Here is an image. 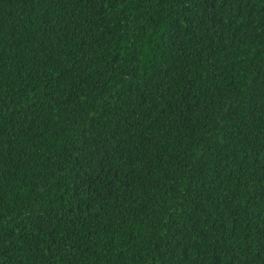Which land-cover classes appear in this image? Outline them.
I'll use <instances>...</instances> for the list:
<instances>
[{
  "label": "trees",
  "instance_id": "16d2710c",
  "mask_svg": "<svg viewBox=\"0 0 264 264\" xmlns=\"http://www.w3.org/2000/svg\"><path fill=\"white\" fill-rule=\"evenodd\" d=\"M0 264H264V0H0Z\"/></svg>",
  "mask_w": 264,
  "mask_h": 264
}]
</instances>
